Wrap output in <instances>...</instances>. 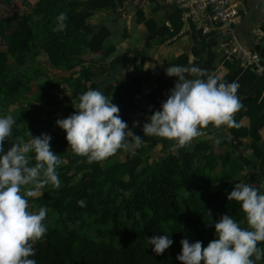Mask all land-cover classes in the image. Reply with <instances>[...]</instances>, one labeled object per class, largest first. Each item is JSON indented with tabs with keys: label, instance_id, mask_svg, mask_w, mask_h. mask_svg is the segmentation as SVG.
Masks as SVG:
<instances>
[{
	"label": "trees",
	"instance_id": "trees-1",
	"mask_svg": "<svg viewBox=\"0 0 264 264\" xmlns=\"http://www.w3.org/2000/svg\"><path fill=\"white\" fill-rule=\"evenodd\" d=\"M125 1L35 0L31 11L16 10L13 15L3 16L2 9L13 1L0 0V105L8 109L23 95L26 80L31 77L28 73L21 78L16 76L14 65H24L34 49L46 53L51 65L60 71V80L43 81L41 93L11 114L16 123L4 145L7 151L21 139L28 142L31 134L48 133L52 136L53 151L62 159L57 169L61 187L46 185L37 195L28 197L33 211L47 208L44 221L47 232L35 244L36 255L32 257L37 264H181L176 259L182 248L180 241L200 240L207 246L215 238L213 222L222 215L229 214L242 228H248L239 202L228 201L227 194L235 183L256 188L259 183L250 173L240 176L243 169L234 164L230 154L217 151L215 140L220 128L209 124L205 141L177 147V151L172 149L174 141H162V150L169 153L159 161L150 162L153 150L163 138L144 136L143 124L139 122L135 126L137 120H131L132 113L141 108L139 86L142 80H151L150 70L125 84L116 81L101 89L100 83L94 81L95 68L85 65L80 58L84 49L90 53L103 50L112 35L105 26L94 29L90 18L97 10L115 9ZM61 12L68 16L67 27L53 31ZM180 14L177 10L172 20L174 33L183 27ZM34 17L39 20L37 28ZM192 35L197 42L202 32L192 25ZM9 57L14 59V65L9 63ZM188 61L185 54L169 66ZM89 89H98L112 97L129 129L142 138L143 142L136 145L129 131L128 148L134 147L135 151L124 161L114 159L120 149L103 161L88 163L86 157L72 152L66 132L56 124L58 119L76 111L74 105L79 103V96ZM168 92L167 86L150 91L146 100L153 105L142 108L144 116L159 110ZM243 105H247L244 112L250 114V108L257 104L252 100ZM256 111L259 114L261 109L257 106ZM250 116L253 120L254 114ZM251 126L263 128L264 118L251 121ZM225 127L235 140L244 130L242 125ZM30 155L34 157V153ZM262 156L257 151V158ZM166 234L174 243L162 255H156L147 238ZM258 247L264 248V241L258 242ZM256 264H264V258Z\"/></svg>",
	"mask_w": 264,
	"mask_h": 264
},
{
	"label": "clouds",
	"instance_id": "clouds-1",
	"mask_svg": "<svg viewBox=\"0 0 264 264\" xmlns=\"http://www.w3.org/2000/svg\"><path fill=\"white\" fill-rule=\"evenodd\" d=\"M67 20L66 13L58 14L53 31L65 30ZM166 75L177 79L161 108L143 124L144 136L172 140L175 150L189 145L202 134L200 128L209 124L215 128L240 127L234 117L244 105L237 81H222L199 66H169ZM74 107V113L56 121L66 132L74 154L92 163L128 148L131 130L112 97L89 89L79 96ZM15 123L11 114L0 116V264H37L32 257L36 255L35 244L47 232V208L31 210L28 197L35 196L46 185L61 187L57 169L62 159L53 151L52 136L48 133H30L28 142L21 139L5 151V141L11 138ZM134 124L138 126L139 121ZM131 133L136 145H140L142 138ZM28 185L32 190L25 191ZM227 199L239 202L248 228H242L231 215H222L213 222L215 238L207 246L200 240L180 241L182 248L176 259L181 264H256L264 258V248L258 247V242L264 241V189L235 183ZM147 241L156 255H162L174 243L168 234L148 237Z\"/></svg>",
	"mask_w": 264,
	"mask_h": 264
},
{
	"label": "crops",
	"instance_id": "crops-1",
	"mask_svg": "<svg viewBox=\"0 0 264 264\" xmlns=\"http://www.w3.org/2000/svg\"><path fill=\"white\" fill-rule=\"evenodd\" d=\"M239 3L241 15L235 23L237 36L241 41L248 40V45L261 54L264 62V20L252 33L244 24L248 12L246 4L241 0ZM177 10L167 0H127L122 6L118 4L115 9L110 7L97 10L90 18V23L94 29L105 26L112 35L107 39L103 50L90 53L88 49H84L80 58L85 61V65L91 64L95 68L94 81L100 83L101 89L116 81L125 84L133 77L145 75L150 70L151 80H142L139 86L141 108L131 115V120L142 124L148 118L144 116L142 108L153 105V102L146 100V95L157 86H167L170 92L177 78L167 76L166 69L182 55L189 56L188 63L182 66H199L209 74L219 76L222 81H237L240 84L238 95L242 103L254 100L257 105L250 108V114L244 112L247 105L235 114V120L244 127L238 140H235L228 128L221 126L215 145L218 152L230 154L234 164L243 169L240 176L250 173L259 183L258 188L264 189V126L261 129L251 126V121H261L264 118V75H258L254 69L243 65L225 61L218 51L220 37L214 32L202 34L195 42L192 25L181 18L183 27L179 33H174L172 20ZM142 18L144 20L141 22ZM115 93L116 90L113 94ZM257 106L261 109L259 114H255ZM251 114H254L253 120ZM209 130V125L200 128L202 134L194 138L193 143L205 141ZM167 140L163 138L159 141L154 150L158 149L161 155L158 154L159 158L155 157L153 150L150 162L159 161L169 153L162 150V141ZM257 151L263 154L261 158H257Z\"/></svg>",
	"mask_w": 264,
	"mask_h": 264
},
{
	"label": "built area",
	"instance_id": "built-area-1",
	"mask_svg": "<svg viewBox=\"0 0 264 264\" xmlns=\"http://www.w3.org/2000/svg\"><path fill=\"white\" fill-rule=\"evenodd\" d=\"M203 35L219 36L218 51L230 64H240L264 75L261 54L237 36L235 23L241 15L239 0H167Z\"/></svg>",
	"mask_w": 264,
	"mask_h": 264
},
{
	"label": "rangeland",
	"instance_id": "rangeland-1",
	"mask_svg": "<svg viewBox=\"0 0 264 264\" xmlns=\"http://www.w3.org/2000/svg\"><path fill=\"white\" fill-rule=\"evenodd\" d=\"M13 3L9 7H6L2 9L1 14L3 16H10L13 15L14 11H20V12H28L31 11L33 3L35 0H12ZM35 23L34 25L39 27V20L38 17H34ZM3 49V47L1 45ZM9 63H12L14 65V59L12 57H9ZM25 73H28L30 75L29 81L26 80V87L24 90V93L22 96L19 97V101L15 102L14 104H11L8 109L0 105V116L12 114L18 107L26 106L28 102L33 100L34 96L36 94L41 93V86L43 81L47 79H53V80H60V71L56 68H54L46 53H44L40 48L34 49L33 54L30 56V58L26 61V63L22 66L14 65V74L18 76L19 78L23 77ZM59 97L62 98L63 95L60 93ZM52 108L47 107V111H51ZM47 118L48 115H45ZM135 151L134 147L123 149L120 153H117V156L114 157L115 160H125L127 155L133 154ZM161 152L156 149L154 150L155 157L159 158L158 156L161 155ZM159 154V155H158ZM218 187V186H216ZM32 190V186L28 185L25 186V191ZM40 192L37 191L35 195H37ZM29 207L31 210H33L32 203H29Z\"/></svg>",
	"mask_w": 264,
	"mask_h": 264
},
{
	"label": "water",
	"instance_id": "water-1",
	"mask_svg": "<svg viewBox=\"0 0 264 264\" xmlns=\"http://www.w3.org/2000/svg\"><path fill=\"white\" fill-rule=\"evenodd\" d=\"M241 1L245 2L246 7L248 9V12L244 19V24L246 28L249 29L253 33L254 28L259 27L263 24L264 0H241ZM240 37L242 36L240 35ZM242 42L247 45L249 44L248 40L242 39ZM191 143H193V141Z\"/></svg>",
	"mask_w": 264,
	"mask_h": 264
}]
</instances>
